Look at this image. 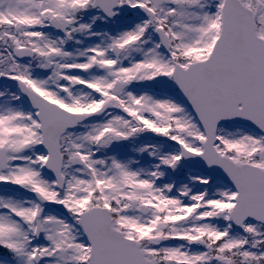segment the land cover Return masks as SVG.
<instances>
[{
  "label": "snow or ice",
  "instance_id": "6c2138e0",
  "mask_svg": "<svg viewBox=\"0 0 264 264\" xmlns=\"http://www.w3.org/2000/svg\"><path fill=\"white\" fill-rule=\"evenodd\" d=\"M0 264H264V0H0Z\"/></svg>",
  "mask_w": 264,
  "mask_h": 264
}]
</instances>
